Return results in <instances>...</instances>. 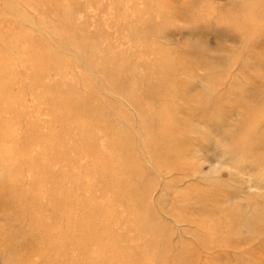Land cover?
<instances>
[{
  "label": "rangeland",
  "instance_id": "374dc122",
  "mask_svg": "<svg viewBox=\"0 0 264 264\" xmlns=\"http://www.w3.org/2000/svg\"><path fill=\"white\" fill-rule=\"evenodd\" d=\"M0 96V264H264V228L212 221L264 214V0H0Z\"/></svg>",
  "mask_w": 264,
  "mask_h": 264
},
{
  "label": "bare ground",
  "instance_id": "6f19581e",
  "mask_svg": "<svg viewBox=\"0 0 264 264\" xmlns=\"http://www.w3.org/2000/svg\"><path fill=\"white\" fill-rule=\"evenodd\" d=\"M192 5V4H191ZM231 19H234V18H229V21L231 20ZM228 23H230V22H228ZM62 31V30H61ZM155 52V51H154ZM43 57L44 58H50V57H52V56H50V55H47L46 53L45 54H43ZM160 57V56H159ZM162 58H164V57H162ZM162 58H158L157 59V61H156V65L158 66V67H160V68H162V67H167V65H166V63H165V61L162 59ZM112 60V59H111ZM122 60V59H121ZM36 62V64L37 65H39V64H41V63H38L37 61H35ZM108 62H109V64H110V59L109 58H106L105 59V64H108ZM39 71V70H38ZM41 71V70H40ZM135 70H133V68L132 67H128V66H124L123 67V69L122 70H120V71H116V77H115V79H118L119 80V82H121V83H123V84H125L126 85V91H129V86H128V82L131 80V79H133V78H135V75L133 74V72H134ZM37 74V73H36ZM137 77V76H136ZM162 77V76H161ZM143 79H145V80H149L150 78H151V76L150 75H147V76H143L142 77ZM158 82V81H157ZM150 87L154 84V83H156V82H151V81H147L146 82ZM118 89V88H117ZM184 91H188V89H185ZM182 92V96H183V98H184V100H182V101H187L188 100V94H186L185 92ZM134 92V91H133ZM188 93H189V91H188ZM2 94V93H1ZM1 97V96H0ZM202 97H206V96H203L202 95ZM9 98V96H7V97H5V98H2V99H5V102H7V99ZM127 98L128 99H130V100H132L133 102H134V98H136V97H134L133 95L130 97L129 95H127ZM202 99V98H201ZM193 100V99H192ZM197 100V99H196ZM66 101L67 102H69L70 103V101H69V99L68 98H66ZM65 101V102H66ZM77 102H73V103H71V104H76ZM135 103V102H134ZM144 103V101H143V98H142V96L141 97H139L138 98V101L135 103V104H138V105H142ZM189 103V102H188ZM187 104V103H186ZM183 105V106H181V107H184V109H182L187 115H188V117H190L192 114H193V108H191V107H189V106H187V105ZM11 104L9 103V104H4V106H7V107H9ZM108 105H110V104H108ZM107 105V106H108ZM192 106V105H191ZM75 107H78V108H81L82 109V105L81 104H76L75 105ZM85 112L87 111V108H84L83 109ZM98 112V111H97ZM196 112V111H195ZM229 112V111H228ZM227 112V113H228ZM23 113V112H22ZM101 114H102V112H101ZM121 115V110H119L117 113H115V112H112V114H110V113H105L103 116H105V117H109V118H112V119H116L117 117H119ZM108 118V119H109ZM184 119V118H183ZM257 123H258V119L257 120H253L252 122H250V123H245V120H244V122H243V124L241 125V122H238V123H236V125H238L239 126V130H241V127L243 128V132L245 133V132H251V131H253V129L255 128V126L257 125ZM176 124H177V126L176 125H171V127H173V129L174 128H177V127H179V128H181L183 131H182V133L183 134H187L188 132L187 131H190V128H191V124H190V122L188 123L187 121H186V119H184V121L180 124V122L178 123V122H176ZM236 125H235V127H236ZM81 128V127H80ZM80 128H78V129H80ZM186 129V130H185ZM232 129L233 128H230L229 130H231L232 131ZM228 130V131H229ZM227 131V132H228ZM231 131H229L225 136H227V135H229L230 134V132ZM2 131L0 130V133H1ZM2 135L4 134V132H2L1 133ZM65 137H70L69 136V134H67L66 132H65ZM68 138H66V141H68L69 142V140H67ZM149 139H151V138H148V139H144L145 141H148ZM184 142L183 143H186L187 144V142L185 141V140H183ZM68 142H67V144H68ZM183 143H181L180 144V142H179V145H182ZM115 144H118V141H116L115 142ZM118 147L120 146V145H117ZM116 146V147H117ZM115 147V150H113V151H116V152H118V149ZM68 149H71V146H70V144H68V147H67ZM85 149H87V147L85 148ZM166 149H164V151H165ZM163 151V152H164ZM180 151L182 152V147L180 146ZM108 155V154H107ZM66 157H67V162H68V160L70 161V162H74V164H73V166L72 167H74L76 164H77V162L79 161V160H77V158H76V156H75V159H74V154H73V152L72 151H70V150H67V155H66ZM41 163V162H40ZM42 164V163H41ZM71 165V164H70ZM72 167H71V169L69 170V169H67V171L64 173V174H61L60 176H59V179H61V180H64L66 177L67 178H71L72 177V173L74 174V176L78 173V174H80V170L78 169V166H76V168L75 169H72ZM78 169V170H77ZM52 177V176H51ZM58 176H56V178H57ZM55 185H56V183H55ZM71 187V186H70ZM70 187L69 188H65V189H62V190H60V192L59 191H57L56 189H55V191L57 192V193H61L60 194V196H59V198H58V200L60 201V202H62L63 204H64V209L65 210H67L69 213H73L74 211H75V207H72L71 206V204H67L66 202H65V200L67 199V198H69L70 196L68 195V193L70 194V195H72V189H70ZM117 188H119V191L120 192H122L123 193V196H127V195H129V196H131V197H133L132 196V188H133V184H131V185H129L128 187L127 186H125L124 184H119L118 186H117ZM67 191V192H66ZM48 193V192H47ZM49 193H50V195H51V192H50V190H49ZM206 201V200H205ZM34 202H31V204L30 205H32ZM104 206H108V204L107 205H104ZM30 207H32V206H30ZM95 207V209H98V207H96V206H94ZM234 205L232 204L231 205V207L228 209V206H226V207H222L221 208V212L219 213V217H213V216H215V215H217L216 213H214L215 211H213V214H212V221H213V229L215 230V231H217V233H221V234H226V232H227V234H228V236H230V238H231V242L233 243V244H235V245H237V244H241L242 242H244V241H246V239H243V238H238V239H236V240H233V237L235 238V235L236 234H238V233H240V235H241V233L242 232H244V231H246V232H250V231H252L253 230V228H258V230H260L261 228H264V223H261V221L264 219V214H263V210H259L256 206L254 207V208H252L251 209V212L250 211H248L247 209H243V208H241V211L240 212H236L235 210H234ZM147 208L149 211H150V213H151V215L153 216V217H155V212L152 210V209H150L148 206H145V207H143V210H145V209ZM236 208H237V206H236ZM264 208V207H263ZM223 211V212H222ZM144 213H143V216L144 217H147V215H148V213L149 212H147V211H143ZM211 213V212H210ZM236 217H239L238 218V220L236 219ZM228 222H231V223H234L235 224V226L233 227V228H230V229H228L227 230V228H226V226H227V224H228ZM225 229H226V231H225ZM67 235V240H70V235H69V233L70 232H65ZM153 233V232H152ZM226 234V235H227ZM220 237V236H219ZM219 237L215 240H213V241H215L214 243V245H219L220 243H221V241L219 240ZM82 242H81V249H86V246H88V244H87V241H85L84 239H89L90 241H92L93 239L94 240H99V238H98V235H88V234H84L83 236H82ZM157 239V238H156ZM155 239V240H156ZM154 240V241H155ZM229 243V242H228ZM32 247L33 248H37V244H35V243H32ZM34 250H36V249H34ZM109 253H110V258H112V250H110L109 251ZM174 259L178 262V260H184V259H186L187 258V252H186V250H184V249H177V251H176V253H174ZM17 256H19L20 257V260L18 261V262H12V263H10V264H33L32 263V260H31V257H29L30 255L28 254V253H25V252H19L18 253V255ZM59 258V257H58ZM109 258V259H110ZM167 258H168V256L167 255H165L164 256V259H163V261H164V263L167 261ZM80 260V259H79ZM60 264H62V263H60ZM64 264V263H63ZM79 264H82V263H79Z\"/></svg>",
  "mask_w": 264,
  "mask_h": 264
}]
</instances>
